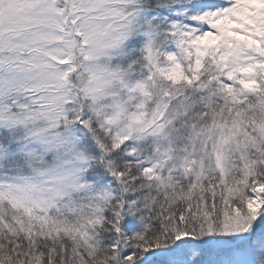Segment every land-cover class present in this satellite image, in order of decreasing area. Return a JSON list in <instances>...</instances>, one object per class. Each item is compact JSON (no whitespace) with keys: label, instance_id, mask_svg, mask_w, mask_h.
Wrapping results in <instances>:
<instances>
[{"label":"snow or ice","instance_id":"1","mask_svg":"<svg viewBox=\"0 0 264 264\" xmlns=\"http://www.w3.org/2000/svg\"><path fill=\"white\" fill-rule=\"evenodd\" d=\"M0 264H264V0H0Z\"/></svg>","mask_w":264,"mask_h":264}]
</instances>
